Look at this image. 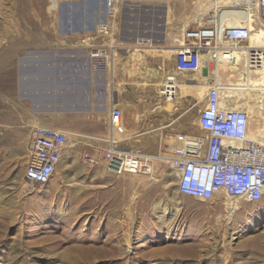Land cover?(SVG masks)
Segmentation results:
<instances>
[{
    "label": "rangeland",
    "instance_id": "374dc122",
    "mask_svg": "<svg viewBox=\"0 0 264 264\" xmlns=\"http://www.w3.org/2000/svg\"><path fill=\"white\" fill-rule=\"evenodd\" d=\"M91 2L0 0V125L10 123L9 128L0 126V264H264V199L240 200L241 208L227 222L224 217L234 198L221 193L200 201L181 194L168 163L177 133L204 134L198 118L206 89L181 85L173 102L159 106L161 90L143 84L163 80L164 75L140 65L135 53L127 56L124 51L115 61L118 97L125 109L123 139L129 149L153 156L155 174H109L103 163L86 164V148L75 147L67 151L47 185L24 179L31 126L20 107L21 65L31 55H85L72 41L61 43V25L67 12L73 19L78 5ZM118 6L119 14L111 19L118 37L129 47L149 39L139 50L162 51V62L167 58L171 65L166 51L177 45L175 38L192 15L193 3L122 0ZM130 7L132 20L142 26L127 33L124 22ZM110 78L108 74L107 82ZM221 78L234 84L242 80L237 72L223 68ZM240 105L250 111L252 133L264 136V106ZM100 123L106 131L107 120ZM11 127L18 137L7 143L3 138ZM254 214L261 218H253ZM256 224H261L258 230Z\"/></svg>",
    "mask_w": 264,
    "mask_h": 264
},
{
    "label": "built area",
    "instance_id": "2783aa9c",
    "mask_svg": "<svg viewBox=\"0 0 264 264\" xmlns=\"http://www.w3.org/2000/svg\"><path fill=\"white\" fill-rule=\"evenodd\" d=\"M121 1L107 0V23L72 41L77 49L83 48L86 52L82 57L90 62L94 71L111 75L107 82L112 103L108 135L96 137L58 128L38 127L29 145L24 174L28 183H50L67 151L82 148L83 145L102 153V163L109 174L152 175L154 162L151 156L141 150L129 149L123 140L126 125L123 109L119 107L118 88L121 86L114 70L118 53L126 51L129 46L118 37L117 26L111 20L116 17L115 6ZM183 1H190L194 7L181 34L175 38L177 45L167 49L173 73L164 76L162 98L158 105L175 100L180 88V79L176 75L181 72L204 71L208 89L199 118L204 134L177 133V144L172 145L170 150L168 163L177 178L178 191L200 201L212 200L225 193L242 201L259 202L264 199V139L252 135L249 111L240 107L239 100L232 97L229 91L226 93V87L217 81H210L209 76L218 61L234 59L235 49H259L264 54V47H249L252 30L247 21L222 23L225 12L231 9L238 12L235 17L240 20L249 15H259L264 24V0ZM204 2L213 5L211 11L199 10V5ZM200 19L205 21L200 22ZM145 42V39H139L136 45ZM76 58L80 59L81 56ZM242 86L230 85L229 88L239 89ZM95 142L100 145H94ZM83 160L90 166L98 163V159L89 152H83Z\"/></svg>",
    "mask_w": 264,
    "mask_h": 264
},
{
    "label": "crops",
    "instance_id": "0c3cea01",
    "mask_svg": "<svg viewBox=\"0 0 264 264\" xmlns=\"http://www.w3.org/2000/svg\"><path fill=\"white\" fill-rule=\"evenodd\" d=\"M97 1L93 0L89 4L78 5L76 10L79 11V16L73 13V19L67 12L61 25L63 35L60 41L62 44L69 45L76 37L92 32L88 31L85 26L90 22V17L97 15ZM130 2L133 3V1ZM120 10L119 8L117 14ZM133 10L132 7L126 10L127 17L125 16L124 24H126L127 33L132 28L137 29L142 26L132 20ZM77 56L67 54L47 57L31 55L27 63L21 65L22 70L19 75L21 81L19 83L20 107L25 110L28 124L31 126L30 142L38 127L58 128L96 137L108 135L112 110L107 87L108 73L94 71L90 62L82 57L84 55L80 59H77ZM217 65H219L217 69L220 70V74H222V68L227 70L223 65L220 67L221 63ZM215 69L216 67L212 68L214 72ZM239 72L242 73L241 69ZM119 107L123 109L125 121V109L120 99ZM104 119L108 123L106 131L100 123ZM135 120L138 122L136 118ZM5 123L0 125L3 126V129L10 126L9 122ZM10 129V132H5L3 138L7 143L14 142L18 137V132L12 127ZM94 145H100V143L95 142ZM124 145L128 146L125 142ZM9 147L12 148L13 145H9ZM82 148H86V152L98 159V163L91 167L102 163L101 152L86 145H83Z\"/></svg>",
    "mask_w": 264,
    "mask_h": 264
},
{
    "label": "bare ground",
    "instance_id": "6f19581e",
    "mask_svg": "<svg viewBox=\"0 0 264 264\" xmlns=\"http://www.w3.org/2000/svg\"><path fill=\"white\" fill-rule=\"evenodd\" d=\"M116 6H115V10L117 9V11H118L120 6H117V7ZM212 8H213V5L211 3H208V2L202 3L201 6L199 5V10L204 11V12H209V11H211ZM226 13H229L228 17H230V18L227 17L225 19H222L223 24L244 23L247 21L250 25L251 30H252L249 47H254V48L264 47V24L261 23L259 15H249L246 19L244 18V19L240 20V19L235 17L238 14V12L232 11L231 9H228L226 11ZM199 18H202V17H199ZM199 21L202 22L205 20L200 19ZM104 23H107V20L101 21L99 23V26L104 24ZM114 25L117 26L116 23H114ZM145 41L150 42L149 39H145ZM142 48L143 47L140 45H131L129 48L126 49V51H128L127 56L134 54V53H135V55H139L140 65H144V67L146 64L150 65L151 69H153L154 71L159 70L160 73H162L164 76L168 73H173V70L171 69V65H169L166 61L167 58H166L164 63L162 62L163 59L160 57L163 54L162 51L156 50V51L143 52V51L139 50ZM166 52L168 53V55L170 54V52L168 50ZM121 53L122 52L118 53V57L116 56L117 60H119V56L121 55ZM220 63L225 68L232 69V70L236 71L238 73V75L240 76V78H242L241 82L234 84L233 81L232 82L230 81V79L221 78V74L219 73V71L214 72L213 70L211 72V73H213V75L210 74V76H209L210 81L211 80L217 81L219 84L226 87V93L229 91L231 93L232 97H234L236 100H239L238 104L240 107H241L240 104H245V105L249 106L252 102L260 103L261 105L264 106V54L259 49L252 50L251 48H247V47L235 49L233 60H231V61L221 60V61L217 62V64H220ZM217 64L213 65V67H217L216 66ZM240 69H241L242 73L239 72ZM180 75H185V78H187V79H185L184 77L181 78L180 86L182 85V87L190 89V90H192V89L197 90L201 87H204V89H206V91H207V89H208L206 86L207 78H206V75L204 74V72H193L192 74L189 72H181V73H178L176 75L177 79H180ZM143 85L148 86V87L152 86V88L151 87L150 88L153 90L154 89H160L161 90L162 85H163V80L161 78L160 79H152V80H148V82L146 84H143ZM230 85H243V86L240 87L239 89H230L229 88ZM198 92L199 91H197V93ZM192 93H193V91H192ZM206 94H207V92L205 93V95ZM198 108L200 110L201 105H199ZM242 108H244V107H242ZM249 113H250V111H249ZM198 124L200 126L199 118H198ZM189 135H192V134H189ZM252 135L257 136V137L262 138V139L264 138V136L260 133L257 135H254L252 133ZM89 136H91V135H89ZM154 139L155 140L153 141V145L157 150L159 142H160L159 135H157ZM123 140L126 141L125 139H123ZM176 141H178V140H177L176 135H175L173 142L170 143L171 146ZM151 158L153 159V162H154L153 156H151ZM154 174H155L154 170H152V175H154ZM229 197H231V196H229ZM231 198H234V197H231ZM239 201L240 200L238 198H234L232 200L231 206L228 207V214L226 215V217H224V219H226L227 222L232 221L235 210L240 208ZM220 218H222V217H220Z\"/></svg>",
    "mask_w": 264,
    "mask_h": 264
},
{
    "label": "water",
    "instance_id": "95a60500",
    "mask_svg": "<svg viewBox=\"0 0 264 264\" xmlns=\"http://www.w3.org/2000/svg\"><path fill=\"white\" fill-rule=\"evenodd\" d=\"M96 3H97L98 12L95 17L89 18L90 22H88L85 26L88 31L96 30L101 21H106L108 19L107 0H102V1L98 0ZM75 15L79 16L78 10H76Z\"/></svg>",
    "mask_w": 264,
    "mask_h": 264
},
{
    "label": "flooded vegetation",
    "instance_id": "af4514ba",
    "mask_svg": "<svg viewBox=\"0 0 264 264\" xmlns=\"http://www.w3.org/2000/svg\"><path fill=\"white\" fill-rule=\"evenodd\" d=\"M226 208H227V206H226ZM240 208H241V207H240ZM240 208H239V209H240ZM239 209H237V210H239ZM237 210H236V211H237ZM234 216H235V212H234V215H233V219H234ZM249 218H252V216H249ZM253 218H258V219H259V218H261V217H259L258 214H254V215H253ZM260 225H261V224H256V229H255V230H258V229L260 228Z\"/></svg>",
    "mask_w": 264,
    "mask_h": 264
}]
</instances>
